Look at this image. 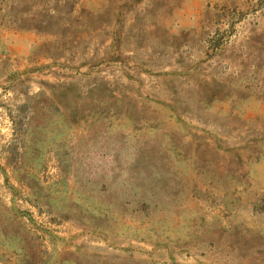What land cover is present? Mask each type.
Wrapping results in <instances>:
<instances>
[{
    "label": "rangeland",
    "instance_id": "374dc122",
    "mask_svg": "<svg viewBox=\"0 0 264 264\" xmlns=\"http://www.w3.org/2000/svg\"><path fill=\"white\" fill-rule=\"evenodd\" d=\"M0 264H264V0H0Z\"/></svg>",
    "mask_w": 264,
    "mask_h": 264
}]
</instances>
